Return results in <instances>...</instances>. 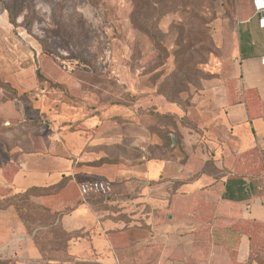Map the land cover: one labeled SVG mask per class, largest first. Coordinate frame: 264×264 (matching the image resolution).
<instances>
[{
	"label": "rangeland",
	"instance_id": "obj_1",
	"mask_svg": "<svg viewBox=\"0 0 264 264\" xmlns=\"http://www.w3.org/2000/svg\"><path fill=\"white\" fill-rule=\"evenodd\" d=\"M190 2L187 7H160L155 0H143L142 17L137 19L148 27L153 28L159 10L164 12L152 38L132 21L135 0H0V81L9 85L0 87V207L16 192L14 177L23 184L45 176L18 175L19 156L35 154L39 158L33 164L53 166L58 159L43 156L62 157L60 138L68 136V145L74 146L76 129H86L81 122L92 112L97 117L90 126L99 132L94 149L109 164L137 159L142 152L168 156L170 137L182 150L179 127L209 125L202 90L208 81L229 80L232 74L237 0ZM209 129L213 137L219 136L217 128ZM142 130L148 136L143 151L129 146ZM78 132L84 142L96 135L89 127ZM243 161L253 176L249 178L264 181L258 158L248 155ZM90 182H84V189ZM68 194L74 197V188ZM24 201L18 204H25V218L36 220L35 198ZM16 209H0V264H35L19 259L10 247L15 234L32 237L34 232L32 225L24 228L22 212ZM147 227L140 248L131 242L127 254L120 255L123 264L156 261L161 244L154 228ZM52 233L47 236L54 248L47 254L49 260L84 264L66 252L67 236Z\"/></svg>",
	"mask_w": 264,
	"mask_h": 264
},
{
	"label": "crops",
	"instance_id": "obj_2",
	"mask_svg": "<svg viewBox=\"0 0 264 264\" xmlns=\"http://www.w3.org/2000/svg\"><path fill=\"white\" fill-rule=\"evenodd\" d=\"M262 4L237 0L238 61H233L229 80L204 85L202 102L209 125L179 127L182 150L172 137L174 157H148L142 152L128 163L99 162L102 158L94 149L99 132L90 126L97 115L81 122L86 129H76L74 146L68 145V136L60 138L62 157L43 156L57 158L53 166L33 164L39 158L35 154L19 156L18 175L45 176L43 181L23 184L14 177L16 192L67 178L60 191L38 201L62 214L60 223L66 231H77L67 248L75 262L123 264L120 255L127 254L131 242L139 249L151 225L161 244L154 264H264V181L249 178L253 176L243 165L246 156H255L264 177ZM88 127L96 135L84 142L78 131ZM209 128H217L219 136L213 137ZM147 141L142 130L129 146L143 151ZM85 181L91 182L84 189ZM71 188L74 197L67 195ZM228 191L232 199L224 196ZM15 235L10 247L19 259L67 264L43 259L31 237Z\"/></svg>",
	"mask_w": 264,
	"mask_h": 264
},
{
	"label": "trees",
	"instance_id": "obj_3",
	"mask_svg": "<svg viewBox=\"0 0 264 264\" xmlns=\"http://www.w3.org/2000/svg\"><path fill=\"white\" fill-rule=\"evenodd\" d=\"M179 1L180 0H155V2L158 4V6L160 5V7H164L165 3L166 4L171 3L173 6H175V5L179 4ZM191 2H190V0H184L182 2V4H179V5H181L182 7H185V6L187 7L189 4H191ZM135 9H136V11H135ZM143 9H144L143 0H135L134 12L132 13V21H133L136 28L141 29V30L149 33V35L152 38H155L154 31L156 29V26H155L156 22H157L158 18H160L162 13H164V12L159 10V15L157 14V16H155V20H153V22H152L153 28H150L147 26L146 23H142L141 21H139L137 19V17H142ZM152 10H153V13H155L156 9L154 8V6L152 7ZM8 21L11 24L15 23V17L13 15H11L10 12H8ZM8 86H9L8 83L0 81V87L3 88V87H8ZM92 115H96V114L92 112V113L88 114L87 117L92 116ZM170 142H172L171 137L169 138V144H171ZM161 145H163V143ZM170 147H171V145H169L170 153L168 156H165V157H171L172 156V147L171 148ZM148 157H151V156H148ZM103 161L109 162L106 158H102L99 160V162H103ZM125 162L128 163L130 161L126 160ZM66 179L67 178L64 177V183H65ZM232 182H233V180H232ZM64 183H62V185H61V181H60L56 184H52V185H48V186H30L29 188H27L26 190H24L22 192L12 193L11 194L12 200L9 199L8 200L9 203H4L0 207V209H2V208H5L7 206H14L15 208H17L16 209L17 211L22 212L21 215L19 216V218L22 221L23 226L26 230H28L29 226L31 227V225H32L31 231L34 230V232H33L31 239H32L33 243L35 244L36 248L38 249L41 257L43 259H46V260L49 259V256H47V254H49L51 252L50 250H54V248H52L53 245L51 244V241L47 237L51 234H52V236L54 235L52 233V231L60 232L61 235L67 236L66 241H65L66 252H67V248H68V241L72 237H74L77 233V231H66L60 223V218H61L62 214L59 212L52 211L49 207L43 205L42 203H40L38 201V198L40 196L51 195V194H55L58 191H60V189L64 185ZM39 190H41L42 193L30 195L32 192L39 191ZM52 190H54V191H52ZM28 196H33L36 200L37 205H38V207H36V214L38 215V218L34 221L25 218V215L23 214V212L26 209L25 204H22V205L18 204V202H21V201L25 202L24 200H26V197H28ZM224 196L226 198H229V199H232L234 197L231 194V192L229 194V191L226 192V194ZM3 199H5V198H3ZM31 231H30V233H31ZM60 233H58V234H60Z\"/></svg>",
	"mask_w": 264,
	"mask_h": 264
},
{
	"label": "built area",
	"instance_id": "obj_4",
	"mask_svg": "<svg viewBox=\"0 0 264 264\" xmlns=\"http://www.w3.org/2000/svg\"><path fill=\"white\" fill-rule=\"evenodd\" d=\"M262 2L264 1V0H261ZM262 5H264V4H262ZM233 61H238V59L237 58H233Z\"/></svg>",
	"mask_w": 264,
	"mask_h": 264
}]
</instances>
